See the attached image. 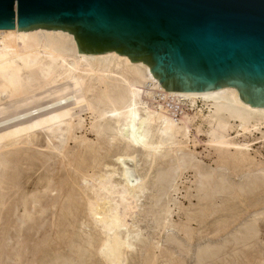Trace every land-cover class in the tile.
<instances>
[{"label": "rangeland", "instance_id": "obj_1", "mask_svg": "<svg viewBox=\"0 0 264 264\" xmlns=\"http://www.w3.org/2000/svg\"><path fill=\"white\" fill-rule=\"evenodd\" d=\"M104 83L112 88L115 80ZM87 85L95 106L103 84L92 76ZM95 116H77L62 144L39 132L0 151V264H108L87 207L96 200L89 178L114 168L115 182L124 169L142 183L120 230L135 234L124 264H264V127L230 131L239 151L209 145V125L197 122L153 160L100 132ZM126 153L134 162L115 164Z\"/></svg>", "mask_w": 264, "mask_h": 264}, {"label": "bare ground", "instance_id": "obj_2", "mask_svg": "<svg viewBox=\"0 0 264 264\" xmlns=\"http://www.w3.org/2000/svg\"><path fill=\"white\" fill-rule=\"evenodd\" d=\"M92 76L103 84L95 106L87 98V81ZM109 77L115 80L112 88L104 83ZM157 92L183 98L193 115L173 120L153 104ZM94 112L100 132H111L128 149L143 151L153 160L165 148L176 146L177 136L187 137L197 122L209 125V145L239 151L242 149L229 137L230 131L238 137L264 127V109L244 104L234 88L168 92L142 62L131 63L115 52L79 54L73 35L67 32L36 29L17 33V26L0 30V151L39 132L50 134L62 144L71 135L74 119ZM125 161L134 162V157L122 154L115 164L125 167ZM116 173L114 168L111 173L89 178L95 184L96 200L88 201L87 212L103 232L98 254L108 264H124L123 250L133 246L132 234L127 229H123L124 237L120 233L127 228L126 219L134 213L135 199L142 188L141 181L132 183L124 169L119 174L121 180L115 182Z\"/></svg>", "mask_w": 264, "mask_h": 264}, {"label": "water", "instance_id": "obj_3", "mask_svg": "<svg viewBox=\"0 0 264 264\" xmlns=\"http://www.w3.org/2000/svg\"><path fill=\"white\" fill-rule=\"evenodd\" d=\"M16 26L142 62L165 91L231 87L264 109V0H0V30Z\"/></svg>", "mask_w": 264, "mask_h": 264}, {"label": "built area", "instance_id": "obj_4", "mask_svg": "<svg viewBox=\"0 0 264 264\" xmlns=\"http://www.w3.org/2000/svg\"><path fill=\"white\" fill-rule=\"evenodd\" d=\"M153 104L158 109H162L173 120H179L183 115L190 112V106L185 103L181 97L165 95L162 92H157L153 99Z\"/></svg>", "mask_w": 264, "mask_h": 264}]
</instances>
